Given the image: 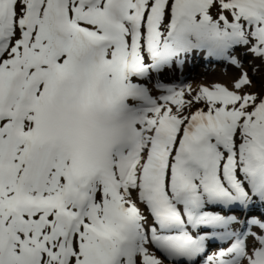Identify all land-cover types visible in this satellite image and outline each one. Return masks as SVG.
<instances>
[{"label":"snow or ice","instance_id":"6c2138e0","mask_svg":"<svg viewBox=\"0 0 264 264\" xmlns=\"http://www.w3.org/2000/svg\"><path fill=\"white\" fill-rule=\"evenodd\" d=\"M262 65L264 0H0V264H264Z\"/></svg>","mask_w":264,"mask_h":264},{"label":"bare ground","instance_id":"6f19581e","mask_svg":"<svg viewBox=\"0 0 264 264\" xmlns=\"http://www.w3.org/2000/svg\"><path fill=\"white\" fill-rule=\"evenodd\" d=\"M190 65L194 66V64ZM231 69H233L236 74ZM239 73L240 71H236V69L233 67H229L226 71H223V66H221L219 63L214 62L209 66L208 70L199 68L190 75H186L185 82L191 83L192 87L194 88L198 87L199 85H206L211 87L215 83H222L231 87L232 82L239 75Z\"/></svg>","mask_w":264,"mask_h":264},{"label":"rangeland","instance_id":"374dc122","mask_svg":"<svg viewBox=\"0 0 264 264\" xmlns=\"http://www.w3.org/2000/svg\"><path fill=\"white\" fill-rule=\"evenodd\" d=\"M242 52H243V49H240L238 53L240 54ZM243 55H244V53H243ZM243 61H244V63H243L244 65L243 66H244V68L246 67V69L250 73V75L252 74L251 70H252L253 64H260L261 63L259 60H254L251 55H248L247 59H244ZM246 64H247V66H246ZM199 68H202V67H194V68H190V69H186L185 68V69H183V74L181 76H184V78H186V75L187 76L190 75L191 73L195 72ZM231 70L233 72H235L233 69H231ZM235 74H236V72H235ZM253 80H254L255 87L253 89H251V90L252 91H259V90H261V88H262V80H264V65H262V71L260 73H257L253 77Z\"/></svg>","mask_w":264,"mask_h":264}]
</instances>
